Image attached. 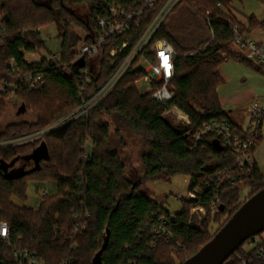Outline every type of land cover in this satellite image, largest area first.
Listing matches in <instances>:
<instances>
[{
	"label": "trees",
	"instance_id": "1",
	"mask_svg": "<svg viewBox=\"0 0 264 264\" xmlns=\"http://www.w3.org/2000/svg\"><path fill=\"white\" fill-rule=\"evenodd\" d=\"M259 1L264 4V0ZM164 3L160 1L148 11L140 25L131 24L125 36L106 39L98 56L76 63L81 47L92 44L101 35L97 20L107 13L95 0H0V17L6 31L0 48V83L20 79L7 66L12 60L21 76L44 77L43 86L34 91H29L22 79L19 81V105H24L26 113L35 120L8 125L0 131V142L46 130L90 101L112 79ZM182 5L201 17L211 33L209 40L201 41L196 48H183L169 32V18ZM77 7H84L86 14L80 16ZM52 24L59 28L58 38L62 41L58 60L42 58L40 62H28V54L41 55L46 51L40 29ZM234 26L250 33L264 29V22L255 16L248 17L247 24L239 22L231 13V0H181L153 39L168 41L177 53L172 80L176 96L172 101L161 103L151 94H142L136 81L145 76V71L133 64L88 115L66 122L38 140L0 149V166L19 160V167L26 164L27 171L33 164L24 161L25 157L42 145L48 151V158L40 161L39 169L25 176L10 178L0 170V208L2 218L11 225V247L1 246L0 264H17L13 253L22 249L37 254L45 264H61L67 257L73 258V264H92L108 232L103 264H184L224 227L221 225L210 236L213 225L220 224L225 215L228 222L239 210L243 187L251 189V197L264 189V175L255 165L253 175L243 184L219 189L217 194L224 211L209 214L201 223L197 219L189 222V208L207 207L215 196L208 192L197 200H184L176 221L169 223L183 249L173 254L171 245L164 240H158L153 248L155 237L151 230L161 216L168 218L170 212L142 190V181L128 178L119 150L125 145L123 136L119 129L112 132V120H125L148 141L149 151L142 156L145 182L183 175L188 177V190L192 192L207 175L231 163L227 151L215 150L211 137L200 141L195 149L190 147L195 146L194 136L205 124L217 120L238 126L224 110L218 93L225 83L220 72L227 62L224 56L228 61L234 59ZM74 27L84 35L75 32ZM125 42L130 43L129 47L121 50ZM113 49H118L116 56L111 55ZM146 55L152 54L148 50ZM8 106L7 95L0 96V121ZM174 107L189 117V127L176 128L164 119L166 111ZM89 144L91 155L86 159ZM32 180H53L58 184V193L44 198L36 210L16 203L27 201ZM86 214L90 215L87 220ZM80 222H85L87 229L76 232ZM247 244L224 264H239Z\"/></svg>",
	"mask_w": 264,
	"mask_h": 264
},
{
	"label": "built area",
	"instance_id": "2",
	"mask_svg": "<svg viewBox=\"0 0 264 264\" xmlns=\"http://www.w3.org/2000/svg\"><path fill=\"white\" fill-rule=\"evenodd\" d=\"M95 1L107 13L105 17L97 20V26L101 30V35L92 44L81 47L76 56V63L83 62L86 57L93 59L98 56L106 39L110 37L116 39L125 36L129 32L131 24L136 23L140 25L145 19V15L148 11L153 10L160 1H165V3L156 18L145 30L140 40L129 52L124 63L117 70L112 79L90 101L84 103L79 110L69 117L46 130L0 142V149L19 146L38 140L46 134L58 130L64 126L66 122L76 120L83 115H88L92 107L108 94L133 64L134 68H141L145 71V76L136 81L137 88L142 94H151L154 100L161 103H168L176 96V89L172 85V80L175 76L177 53L168 41L161 39L153 42V39L162 22L181 0ZM233 32L235 35V42L232 48V55L239 60L252 62L264 67V43L250 39L248 32L242 31L239 26H234ZM5 36L6 31L2 24V18L0 17V48L4 45V40L2 38ZM40 40L43 41L41 37ZM129 44V42L123 43L121 50L127 49ZM148 50L151 52V56L146 55ZM117 52L118 49H113L111 55L116 56ZM58 58V56H52L51 60L55 61L58 60ZM224 60L228 61V57L224 56ZM7 66L20 78L10 82L3 81L0 83V96L7 95V103L12 107L14 104L19 103L18 83L21 79L26 82V87L29 91H34L43 86L44 77L42 74H27L21 76L13 60L9 62ZM83 73L88 75L87 70H83ZM247 116L249 117V123L245 128L240 125L233 127L228 121L215 120L205 124L196 132L194 136L195 146L190 147L191 149H195L200 141L211 137L213 141H218L220 143L224 149L223 152L227 151L228 154H230L232 162L214 171L212 174L207 175L194 191L188 192L189 196L187 198L180 199L183 205L184 200H197V198L204 196L208 192L215 196L208 202L207 207L192 206L189 208L190 223H193L194 219H197L199 223H201L209 214L213 216L220 212L221 199L217 192L222 186H238L253 175L256 165L254 149L258 144V137L264 122V106L258 103L250 106L247 109ZM164 119L166 121L171 119L170 121L173 122V127L176 128L189 127L191 125L189 117L176 107L166 111ZM87 148L88 146L86 150ZM86 159H89L87 153ZM48 196V190L44 191L42 200ZM176 213L170 212L168 218L166 216H161L158 222L154 224L151 230L152 235L155 237L153 248L158 240H164L167 244L171 245L173 254L177 253L179 249H183V245L175 240L169 228V223L176 221ZM89 217L90 215L86 214L85 220ZM86 229L87 224L85 222H80L75 227L76 232ZM263 234L264 233L259 234L247 241L248 244L244 248L245 256L240 258L239 264H264ZM1 246L7 248L11 247V225L2 218L0 208V249ZM249 246L252 247L249 248ZM74 249H76V246H74ZM13 257L17 264H45L40 260L37 254L28 249L15 250ZM61 264H73V258L67 257Z\"/></svg>",
	"mask_w": 264,
	"mask_h": 264
},
{
	"label": "rangeland",
	"instance_id": "3",
	"mask_svg": "<svg viewBox=\"0 0 264 264\" xmlns=\"http://www.w3.org/2000/svg\"><path fill=\"white\" fill-rule=\"evenodd\" d=\"M76 9L80 16L86 14V9L84 7H77ZM231 13L234 18L244 24H247L248 17L251 16H255L259 22H264V4L259 0H231ZM168 28L171 35L177 40V43L182 45L185 49L196 48L201 41L209 40L211 37V33L208 30L206 23L187 5L180 6L178 10L170 16ZM41 29V36L44 39L48 38L50 43H55L57 41L59 30L56 24ZM74 31L77 33L82 32L75 27ZM249 37L256 42L264 43V29L255 30L254 33H250ZM59 40L61 39L59 38ZM26 57L28 62H36L38 60L37 56L27 55ZM41 57L46 58L47 52L43 51ZM256 67L261 68L258 65ZM257 68L241 62L235 57L234 59L225 62L221 67L225 83L219 87L218 93L220 98L226 103L223 108L228 113L230 110H233L239 114L240 118H244L242 124V127L244 128L249 123L247 109L256 103L264 106V67H262L263 71H259ZM242 94L246 97L243 100L245 102L241 105H237L236 103L238 102L235 101H238V99L236 100V97L238 96V98H240V95ZM246 101L249 102L247 103ZM19 104L20 103H17L12 107L8 106L6 108L0 121V131H3L10 124L35 120L34 116L31 114H19L18 111L21 107ZM229 114L231 117V113ZM170 120L168 119L167 122L173 126V122ZM111 122L112 132H116V130L119 129L120 136H123L125 145L124 147H119V150L120 157L127 169L128 178L133 181H142V190L153 200L161 204L166 210L171 213L179 212L182 209L180 199L189 196L188 177L178 175L172 177L170 180L143 181L145 169L142 156L149 151L148 141L142 133L136 131L128 122H125V120L119 122L112 120ZM90 147L91 145L89 144L86 150V153L89 156L91 155ZM256 158L258 159L264 173V140L256 152ZM20 164L21 163H18L16 167L18 168ZM9 175L13 177L16 175V172L13 169H10ZM46 190H48L50 197L55 196L58 193L57 182L53 180L29 181L27 188V201L20 202L17 200L16 203L20 206H26L36 210L42 201L43 192ZM251 193L252 191L250 188L243 187L238 205L242 206L247 200H249L251 198ZM227 220L228 215L223 216L219 222L220 224L213 225L210 228L209 235L214 236L222 228L221 225H225ZM251 247L249 246V248Z\"/></svg>",
	"mask_w": 264,
	"mask_h": 264
},
{
	"label": "water",
	"instance_id": "4",
	"mask_svg": "<svg viewBox=\"0 0 264 264\" xmlns=\"http://www.w3.org/2000/svg\"><path fill=\"white\" fill-rule=\"evenodd\" d=\"M18 113H26L24 105L19 108ZM213 146L218 152L224 151L218 141H213ZM47 158V148L42 145L23 159L27 163L33 164L31 170H26V164L17 168L19 160L8 165H1L0 170H4L6 177L19 178L38 170L40 161ZM10 169L16 172L15 176L9 175ZM220 209L224 211V206H221ZM262 233H264V189L247 200L215 237L184 264H224L247 241ZM108 240L109 232L102 250L95 256L92 264H103L102 255L107 248Z\"/></svg>",
	"mask_w": 264,
	"mask_h": 264
},
{
	"label": "crops",
	"instance_id": "5",
	"mask_svg": "<svg viewBox=\"0 0 264 264\" xmlns=\"http://www.w3.org/2000/svg\"><path fill=\"white\" fill-rule=\"evenodd\" d=\"M41 30L42 29H40V32H41ZM58 30H59V28H58ZM82 33V34H81ZM250 33H254V31L253 32H250ZM250 33H249V35H250ZM79 34L82 36V35H84L83 34V32H79ZM41 38H42V40H43V42H44V44H45V48H46V52H47V57L46 58H52V56H59L60 55V51H61V46H62V41L61 40H59V38L57 39V41L55 42V43H50L49 42V40H48V38L46 39H44L42 36H41ZM49 54H50V56H49ZM29 55V54H28ZM31 56H37V61L36 62H40V60L42 59V57H41V55H31ZM26 60H27V57H26ZM246 62H248V61H246ZM248 63H252V62H248ZM252 64H254L255 66H257V64H255V63H252ZM259 66V65H258ZM261 67V71H263V68H262V66H260ZM220 72H221V75H222V77L224 78V76H223V74H222V71H221V69H220ZM224 80H225V78H224ZM243 96V94L242 95H240V98H238V96L236 97V100L238 99V101H235V102H238V103H236L237 105L239 104V105H241L242 103H244L245 101H243L246 97H242ZM220 100H221V103H222V105L223 106H225V104L226 103H224V100L223 99H221L220 98ZM240 102V103H239ZM247 102V101H246ZM249 102V101H248ZM247 102V103H248ZM229 113H231V119H232V117H233V119H232V121L234 120V122L235 123H237V125H240V126H242V124H243V120H244V118H240L239 117V114L237 113V112H235V111H233V110H230L229 111ZM259 137H261V140H258V144H257V147H256V150H255V153H254V159H255V163H256V165H257V167L260 169V172L264 175V173H263V171H262V168H261V166H260V163H259V161H258V159L256 158V152H257V150H258V148L261 146V144H262V142H263V140H264V135H263V126H262V129H261V132H260V135H259ZM258 137V138H259ZM91 150V149H90Z\"/></svg>",
	"mask_w": 264,
	"mask_h": 264
},
{
	"label": "snow or ice",
	"instance_id": "6",
	"mask_svg": "<svg viewBox=\"0 0 264 264\" xmlns=\"http://www.w3.org/2000/svg\"><path fill=\"white\" fill-rule=\"evenodd\" d=\"M165 60H166V58H165Z\"/></svg>",
	"mask_w": 264,
	"mask_h": 264
}]
</instances>
